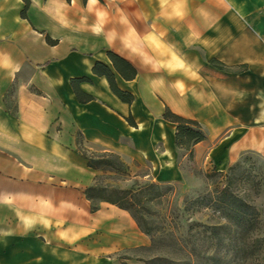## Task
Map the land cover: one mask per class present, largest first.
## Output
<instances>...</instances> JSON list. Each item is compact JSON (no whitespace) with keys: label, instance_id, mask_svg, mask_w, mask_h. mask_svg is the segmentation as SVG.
Listing matches in <instances>:
<instances>
[{"label":"crops","instance_id":"1","mask_svg":"<svg viewBox=\"0 0 264 264\" xmlns=\"http://www.w3.org/2000/svg\"><path fill=\"white\" fill-rule=\"evenodd\" d=\"M23 4L0 0V264H144L126 255L148 243L126 210L90 211L97 170L77 136L180 180L189 151L167 107L203 129L198 164L264 156V0H30L26 17Z\"/></svg>","mask_w":264,"mask_h":264},{"label":"rangeland","instance_id":"2","mask_svg":"<svg viewBox=\"0 0 264 264\" xmlns=\"http://www.w3.org/2000/svg\"><path fill=\"white\" fill-rule=\"evenodd\" d=\"M77 141L79 149L86 155H104L106 159L121 163L116 166H120L117 171L97 170V182L135 190L144 183L158 184L152 193L154 198L147 201L143 214L154 236H160L162 229L174 228L177 242L186 245L198 261L216 255L222 264H264V156L244 151L238 160L220 171L213 164H198L188 154L180 161L183 178L168 181L155 178L147 163L115 152L104 153L100 147L86 144L80 136H77ZM228 193L250 205V220L245 224L247 231L243 226H232V231L221 242L214 243L205 227L224 222L220 212L214 208V200L222 199ZM146 236V245H149L150 235ZM126 255L142 260L150 259L153 253L137 248ZM164 255L177 256L168 252Z\"/></svg>","mask_w":264,"mask_h":264},{"label":"trees","instance_id":"3","mask_svg":"<svg viewBox=\"0 0 264 264\" xmlns=\"http://www.w3.org/2000/svg\"><path fill=\"white\" fill-rule=\"evenodd\" d=\"M23 7L20 12L22 17H26V10L30 4V0H23ZM48 41H51L48 39ZM107 55L112 62L114 69L124 78L131 79L134 77L136 71L134 67L124 58L118 56L112 51L108 50ZM92 72L95 74H104L109 82L111 90L123 101L131 102L133 96L116 86L111 71L101 62H95L92 67ZM76 95L80 102L90 99V96L81 92L74 86ZM164 117L172 120L176 124L175 144L177 147L188 150L192 154V146L202 140L205 135L199 123L193 119L185 118L180 115L172 113L167 107L164 111ZM130 120V119H129ZM130 122H132L130 120ZM81 152V151H80ZM87 161V166L96 170H119L116 167L120 162L111 159H106L104 155L89 156L81 152ZM158 188V184L153 182L144 183L136 190L133 188H119L111 185H104L97 182V177L89 184L84 194L90 203V211H96L101 202H108L116 205L119 208L126 210L137 226L147 235H150V244L140 247V249L148 250L153 253L150 259H142L144 264H222L216 255L208 256L205 261H198L193 258L190 250L186 249V245L177 242V236L174 234L172 227L164 230L160 236H154L152 229L146 225V219L143 214L145 211V204L147 201L154 198L152 193ZM214 208L217 209L224 222H215L205 227L208 230V236L214 243H219L223 237L232 231V226H243L244 231L246 223L250 220V205L242 198L237 197L233 193H228L222 199L214 200ZM157 231H159L157 229ZM165 248H168L165 249ZM165 252L174 253L177 256H165Z\"/></svg>","mask_w":264,"mask_h":264}]
</instances>
